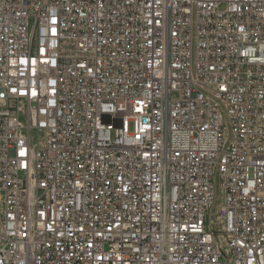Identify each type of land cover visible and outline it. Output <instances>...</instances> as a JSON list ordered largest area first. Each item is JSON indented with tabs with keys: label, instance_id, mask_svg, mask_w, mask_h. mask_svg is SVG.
Segmentation results:
<instances>
[{
	"label": "built area",
	"instance_id": "1",
	"mask_svg": "<svg viewBox=\"0 0 264 264\" xmlns=\"http://www.w3.org/2000/svg\"><path fill=\"white\" fill-rule=\"evenodd\" d=\"M0 264H264V0H0Z\"/></svg>",
	"mask_w": 264,
	"mask_h": 264
}]
</instances>
